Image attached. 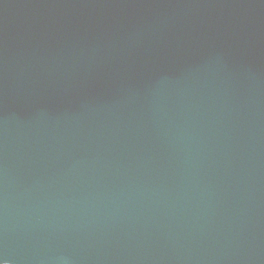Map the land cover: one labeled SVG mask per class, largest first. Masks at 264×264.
<instances>
[{
	"label": "water",
	"instance_id": "1",
	"mask_svg": "<svg viewBox=\"0 0 264 264\" xmlns=\"http://www.w3.org/2000/svg\"><path fill=\"white\" fill-rule=\"evenodd\" d=\"M0 264H264V0H0Z\"/></svg>",
	"mask_w": 264,
	"mask_h": 264
}]
</instances>
